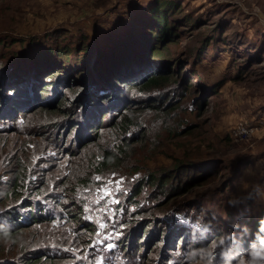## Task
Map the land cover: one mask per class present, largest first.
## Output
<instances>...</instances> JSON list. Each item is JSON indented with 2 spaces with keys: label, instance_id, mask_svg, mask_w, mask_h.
Wrapping results in <instances>:
<instances>
[{
  "label": "rangeland",
  "instance_id": "374dc122",
  "mask_svg": "<svg viewBox=\"0 0 264 264\" xmlns=\"http://www.w3.org/2000/svg\"><path fill=\"white\" fill-rule=\"evenodd\" d=\"M157 6L169 8L165 17L176 34L160 46L176 74L164 86L167 95L177 90L167 101L175 107L134 117L141 128L124 136L138 141L129 143L120 163L92 169L104 150L119 146L111 130L72 155L25 130L67 122L54 110L58 102L49 111L30 110L34 100L52 98L50 88L29 96L49 84L52 70L66 74V82L78 79L64 93L72 105L90 84L97 93L111 70L132 80L157 60L146 48L153 41L147 33L158 28L151 15ZM139 17L148 20L135 25ZM79 46L86 57L69 70L59 56ZM109 56L110 65H96ZM22 65L30 70L18 76ZM59 77L47 80L55 84ZM190 84L195 88L186 90ZM10 88L31 98L23 102L25 127L0 123V225L13 210L28 226L0 238V264H19L30 254H47L41 264H264V0H0V90ZM240 124L251 132L231 137ZM181 160L200 165L181 168ZM17 169L30 190L15 199L8 192ZM151 175L172 178L162 193L153 182L137 193ZM197 176L207 178L196 182ZM31 199L50 221H26ZM69 212H81L82 221H71ZM150 220L159 223V233L153 226L143 233ZM121 237L140 248L123 251Z\"/></svg>",
  "mask_w": 264,
  "mask_h": 264
},
{
  "label": "trees",
  "instance_id": "16d2710c",
  "mask_svg": "<svg viewBox=\"0 0 264 264\" xmlns=\"http://www.w3.org/2000/svg\"><path fill=\"white\" fill-rule=\"evenodd\" d=\"M158 7L159 6L151 9L152 10L151 15L153 16V20H154L153 22L158 28H156V31L154 30L155 31L154 33L152 32L147 33L150 36V38H153V41L150 43L148 47H146L148 48L147 50H149L148 51L149 58L150 59L156 58L157 60L148 61L153 63L151 65H148L143 73L139 74L135 79L122 81L120 80L122 75H119L121 72L119 71L118 73L115 72L114 70H111L110 71L111 75L106 76L104 78V81L100 82V85L97 84V88H96L97 93L91 92L89 90L90 87L93 86V84H90L89 86H86L88 88L86 89L87 95L86 93H82L81 95L80 92L79 94H77V96L74 97L73 101L75 100V102L72 101V105H70L71 100H66L64 93L66 90L68 91L73 86V84L76 85L78 83L77 81L78 79L76 78L77 80H71L70 83L66 82L65 81L66 77H64L66 74L62 76L63 75L62 71L52 70L51 74L48 75L47 79H49L51 75L52 76L56 75V77L58 75L60 76L59 77V79H61L60 81L54 84L52 80L45 79V81H48L49 84L43 85L42 88L38 90V92L31 90L29 91V96L30 95H32V97L43 96L47 94V93H43V91H45V89L47 90L48 88H50L51 93H53L52 98H49L48 100L43 99L41 101H39L41 98L38 99L37 101L34 100L32 102V105L34 104L35 106L30 108V110H36V112L49 111L50 107L53 104H55V102H58L59 104L56 106L57 108H55L54 110H57L56 112L59 113L62 117H64L67 120V122L62 126L54 123V124H50L49 126H45V128L40 127L41 129H47V130H43L42 132H36L34 130L35 126H31V125L25 128V130L27 129V131L30 132V134L36 133V136H43L44 134L45 139L51 141V143H53L56 149L60 150L63 153H68V154L70 153V155L74 154L72 150L73 148H78L76 152L80 151L81 149H85L87 146L89 147L94 140L99 138L103 130L106 129L111 130L114 132V136L116 138L115 141L116 143L118 142L117 144L119 146L117 147L113 146L114 147L113 149L110 148V150H104L100 157L101 162L98 161L96 165L94 164L92 165L93 167L92 166L91 167L96 172H102L111 165L120 163L122 159L120 155L125 154L127 148L130 145L129 143H134L135 141H138L136 137L129 138L128 136H124L131 130H139L141 128V122L136 120L134 117H137L139 116V114L147 111L162 113L163 109H165V107L163 106L166 105L167 108L170 106V104L173 105L176 102V101H174L173 103L167 102L168 100H171L170 97L171 95L173 96L176 95L177 90L173 89L171 91L172 93L170 92L171 94L167 95V91L164 89V86L165 84L170 83L171 78L174 77V75L176 74H174L170 66L169 65L167 66L166 63L163 61L162 52L164 49L160 48V46L164 42L167 44L173 43L176 34L174 32H170L173 26L169 25L168 20L165 17L167 15V10L169 8L167 6H164L161 7L163 9L159 11L157 10ZM145 19H146L145 17L137 18L135 25L142 24ZM147 20L148 19H146L145 21ZM156 39H158L159 41L157 42ZM154 41H156L157 44ZM84 49L85 48H83L82 46H79L76 49L70 48L65 52L64 55L60 54L59 59L61 58L60 59L61 63L69 64L70 65L69 70H71L70 69L72 68L70 64L71 62H73L74 66L76 67L78 66V63L82 62L85 59L86 56L83 55H85L86 50ZM96 54H97V58H99L98 57L100 56L99 52H96ZM43 58L41 59L43 60ZM38 60L39 58L37 59L36 56L33 61H36L38 63ZM100 61L102 60L101 59L96 60V62L98 63L96 64L97 66L99 65L105 66L107 65L106 62L109 63V65L111 64L110 56L109 59L105 58L102 63H99ZM157 63H158L157 68H153V66H156L155 64ZM27 66L28 65L19 66L18 76H22L23 75L22 73L30 70L29 68L30 66L29 67ZM81 73L83 72L77 74L79 75V78H81L80 77ZM185 88L186 90L195 88V84H190ZM22 93L25 95L26 92L23 91L21 92L16 88L13 89L10 88V90L9 89L0 90V123L1 124L11 125L12 123H14L15 126L25 127L26 124L25 118L28 115L29 109H25L23 107V102L24 100H29L31 97L30 98L24 97ZM131 93L134 94L132 95ZM90 96H92L93 98L94 97L97 98L96 100H85V98H89ZM9 97L13 99L12 102L15 108L12 105L7 106L8 101L6 100V98ZM178 97L181 98L182 96H178ZM78 99L79 100L81 99L79 103L77 102ZM17 100L20 101L19 104ZM174 107L175 105L171 106L172 109H174ZM56 112L53 111V113ZM168 112H170V110L166 111V113ZM13 113H15L14 118H12ZM166 113L164 112L163 114ZM93 115L95 117H92ZM143 132L145 133V130ZM143 132L139 135V137H142ZM113 145H115V143H113ZM199 162L200 161L194 163L192 162L185 163L181 160L178 167L180 166L181 168H185L194 165L196 166V165H200L197 164ZM19 172H20L19 169H17V171L14 173V177L10 183L11 191L8 192V196H12V194H15L16 196H12L15 197V199L21 197L23 192L30 190L28 188L29 185L26 186L25 181H23L24 178L20 177ZM171 178L170 179H166V177H164L163 179L161 177L154 178V176L151 175L149 178H144V180H142L136 192L140 193L143 187L148 186L150 183L153 182V184H155L159 189L158 193H162V191H164L165 187L168 185V184L165 185L164 183H169V181H171ZM197 178L198 179H196L195 181L200 182L206 179L207 177L197 176ZM179 182L180 181H178L177 183ZM185 184L186 182H183V184L181 185L184 186ZM74 200L76 199L74 198ZM24 201L27 200L24 199ZM35 201H38V199L36 200L31 199L30 202H25V207H28V210L25 212L26 221H30L31 223H38V222L41 223V222L50 221L52 218L50 217L48 212L44 209L42 210V208H40V205ZM32 207L34 208L36 207L35 212L37 211V215L34 214L35 212L31 211ZM72 207L77 208L76 205ZM11 211L13 210H10L7 214H5V216H7L5 218L7 219V221H5L4 224L2 223V225H0V238L1 237L12 238L18 233L22 232L26 228V226H28L26 223L21 221V215L17 213H12ZM42 211L44 214H42ZM68 216L70 217L71 221L74 222L82 221L81 212H74V213L69 212ZM9 217L12 219L8 220ZM151 226L154 227L153 228L154 233H159L158 231L159 229H161V226L159 225L158 222L154 223L153 225L151 220L148 222V224H145L143 226L144 229L143 233L147 232L145 230L147 229V227H151ZM88 229H90V227ZM135 229L137 230V228ZM201 229L202 227L199 230ZM169 231H172V229H169ZM124 237H121V239L119 240L121 249H123V251L132 250L134 251V253L137 252V249H139L140 246L134 245V249H133L132 246L130 245V239L128 240V238H124ZM151 237L153 239L155 238L154 236ZM136 238H138V235L136 236ZM141 239L143 238H140V240ZM146 239L150 241V239H148V236ZM139 241H137V244ZM245 244H247V242H245ZM156 245L157 244H155L154 247ZM30 255L31 256L24 257L21 263L19 264H41L45 262L46 259L47 261H49V257H46L47 254H41L40 256H32V254ZM132 256L134 257L135 255ZM159 256L161 257L162 254L160 255L159 253ZM163 256H164L163 261L165 262L170 259L168 253H165V255Z\"/></svg>",
  "mask_w": 264,
  "mask_h": 264
},
{
  "label": "built area",
  "instance_id": "2783aa9c",
  "mask_svg": "<svg viewBox=\"0 0 264 264\" xmlns=\"http://www.w3.org/2000/svg\"><path fill=\"white\" fill-rule=\"evenodd\" d=\"M250 131L249 127L246 124H240L236 129L233 130L231 137L243 138L245 137Z\"/></svg>",
  "mask_w": 264,
  "mask_h": 264
}]
</instances>
